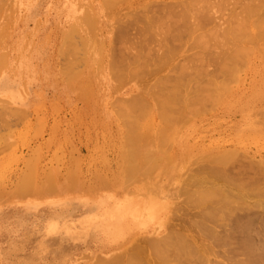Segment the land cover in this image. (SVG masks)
Instances as JSON below:
<instances>
[{"label": "rangeland", "instance_id": "obj_1", "mask_svg": "<svg viewBox=\"0 0 264 264\" xmlns=\"http://www.w3.org/2000/svg\"><path fill=\"white\" fill-rule=\"evenodd\" d=\"M0 1L9 6L0 7V264H100L98 258L119 251H109L108 238L85 222L90 214H104L108 195L161 198L163 218L160 213L146 225L161 230L180 215L185 191L201 188L191 180L211 158L252 163L264 171V17L256 23L260 28L252 24L256 19L245 16L236 22L249 20V31L242 22L244 31L237 23V29L232 26L229 32L230 26L221 33L241 36L244 41L233 38L239 44L198 31L190 40H182L190 36L184 35V44L177 41L180 48L168 54L166 47L154 44L152 32L153 43L149 39L145 45L152 44L147 48L154 52L146 48V56L137 40L135 12L147 0ZM125 25L131 28L126 39ZM198 34H210L209 42L203 39L210 50L201 47ZM194 36L201 41L192 42ZM156 51L167 56L155 58ZM194 51H201L202 58ZM117 54L118 62L113 59ZM172 87L168 94L176 97L165 101ZM134 142L155 159L148 173L126 170L144 158L132 152ZM152 186L157 190L148 193Z\"/></svg>", "mask_w": 264, "mask_h": 264}, {"label": "bare ground", "instance_id": "obj_2", "mask_svg": "<svg viewBox=\"0 0 264 264\" xmlns=\"http://www.w3.org/2000/svg\"><path fill=\"white\" fill-rule=\"evenodd\" d=\"M229 1L228 0H147L144 3H141V5L144 4L143 7L140 6L144 9L143 10L144 15H143L142 11L140 12V10L142 8H139L140 13L137 11L138 9L136 10V12L135 11L130 12L131 14L130 13L129 14L131 16L127 12V14H128L127 17L130 16V19L133 20V18H131L134 15L133 13L134 12L137 13V16L136 15H134V16H136L135 18H138L137 20L136 19L135 20H136V24H138V27L140 28V29L138 28V30H139L138 32L141 36V37L139 36V38L137 40L139 41L141 39L140 42H138V43L142 44V47L145 46L144 47L145 50L143 48H141V49H143L144 53H145V51L147 52L149 50H150L149 53L151 51L154 52V49L151 48L152 44L151 45L150 44L145 45V44H147V43H145L146 40L148 41L149 39L153 38V36H151V33L153 32L154 37H156V38H157V36L161 37V39L160 38L159 39L154 38V44H158L162 48L166 47V49L169 50V52H167V54H168V53H170V51L172 49L175 50L176 47L180 48V47L176 46V44H178V42L181 41L183 36L187 35V34H189L190 36L187 35L186 38L184 36V38L182 40H185L188 37H189L188 39L190 40L191 37L193 38V35L197 34L196 32H198V31H199V34L201 32L204 34L210 33V34H214V35H219L221 33L226 34L228 31V27L231 26V30H229V32L230 31L232 32V29H233L232 26L235 28L236 26H238L239 23H242V22H245V24H247L248 26L245 24L244 25L242 24L243 27H241V25L239 24V26L241 27V31H244L243 29L245 28V26H247L246 30H248L250 28V24H248L249 20L247 21V23H246V21L236 22L240 18H241L240 21L246 17H250L251 20L253 18L252 21H256V20L257 21L252 23V24L253 25L255 24V28H256V26H257V28L259 27L258 24L256 25V23L259 22V19L261 20V18L264 17V0H233L232 3H231V1L230 2ZM3 2L5 4V1H3ZM8 2H9V0H8ZM2 4L3 3H1V1H0V7H4V6L9 7L8 5L3 6ZM6 4H7V1H6ZM4 8H2V9H4ZM77 8H78V6H77ZM0 10H1V8H0ZM218 10H220V12L222 10L223 13H221V15H220V12H219V15H217ZM228 10H230V12H228V15H226L225 12ZM138 13L140 14V16L143 15V17H140ZM124 15H126V13ZM123 17L125 19V16H123ZM128 19H126L127 22H128ZM130 19H129V21H130ZM132 20H131V22H132ZM262 21H264V20H262ZM262 21H261V23H262ZM127 22L125 23L123 21V23H125V24H127ZM233 22L234 23L236 22V24H233ZM253 25H252V27H253ZM132 26H134V25H132ZM125 27L127 28L126 25H125ZM130 27H131V24H130ZM136 27H137V25H136ZM131 28H129L128 31H126V34L124 32H122L124 35V38ZM239 28L237 31H239ZM236 29H237V27H236ZM250 30H252V28ZM118 31H120V30H118ZM256 31H257V29L255 30V32ZM157 33H159V35ZM155 34H157V36ZM210 34H208V35L210 36ZM222 34H221V36H222ZM236 34H234V35H236ZM114 35H115V33H114ZM208 35H204V36L208 37ZM228 35H231V34H228ZM240 35H243V34H240ZM119 36H120V34H119ZM119 36H117V37H119ZM142 36L144 37V39H142ZM225 36H222L223 39H226V41H224V42H228L230 40L232 41L234 38V36H233V38H231L232 35L230 36V38H229V36L228 37L227 36L225 37ZM259 36H260V34H259ZM202 37L203 36L201 35L200 36V38L202 39V41H201L200 39H197L194 36L195 40L193 39L192 42H194V41L197 42L198 40H200L203 43V44L201 43V47L204 48V46L206 44H208V43L204 42L205 38H207V37H205V38H202ZM126 38H127V36H126ZM215 38H219V37L215 36ZM240 38H241V36H240ZM240 38L235 37L234 39L238 40ZM125 39H124V41H125ZM155 39H156V41L158 40L157 43H155L156 42ZM196 39H197V41H196ZM208 39L209 38H207L206 41L209 42V40H211V39H209V40ZM227 39H228V41H227ZM119 40L123 41L122 39H119ZM214 40L216 41V39H214ZM242 40H239V41H242ZM233 41L235 43L238 42V41L236 42L235 40H233ZM233 41H232V43H234ZM113 42H112V44L115 43V42L114 43ZM182 42H184V41H181V44H184ZM211 42H213V41H210V43ZM247 42H249V41H247ZM127 43H125V44L128 46L127 48H129V45ZM152 43H153V40H152ZM239 43L240 42H238V44ZM119 44L122 45L121 43H119ZM143 44H144V46H143ZM199 44H200V42H199ZM254 44H256V43H254ZM71 45H72V43H71ZM178 45H180V44H178ZM196 45H198V44H196ZM147 46H151V47H148L149 50H146ZM207 46L208 45H206V47ZM239 46H241V45H239ZM249 46H247V47H249ZM71 47L72 46H70V48ZM120 47L121 46H118V50H120ZM201 47L199 45V48H201ZM215 47H217V45ZM244 47H246V46H243V48ZM132 48H135V47H132ZM225 48H227V47H225ZM121 49H122V47H121ZM124 49H125V47H124ZM124 49H122V50H124ZM141 49H140V52H141ZM181 49H177V50L180 51ZM223 49H220V50L222 52H224ZM198 50H200V49H198ZM198 50H196V51H198ZM202 50H204V49H202ZM236 50H238V49H236ZM121 51H119V52H121ZM126 51H128V50H126ZM179 51H177V52H179ZM131 52L134 53V51H131ZM140 52H139V54H140ZM143 52L141 54L142 56H143ZM159 52L156 51V53H158V54L155 53L156 54L155 58H157L159 55L161 58L167 56L166 52H165V54H163V53L160 54ZM177 52H175V53H177ZM200 52L201 51H199V52L194 51V53H197V55L201 56L202 54H200ZM209 52L210 51H207L206 54H208ZM152 53H150V55ZM210 53H209V56H210ZM216 53L221 54V52H218V51ZM225 53L227 54L226 51H225ZM230 53L228 52V54H230ZM120 54H122V52ZM139 54L137 53V55H139ZM147 54L148 53H145L144 55L147 56ZM206 54H204V55H206ZM220 54H219V56H220ZM248 54L249 53H247V55ZM127 55H128V53L126 54V57L128 58L129 55L128 56ZM141 55L139 57H141ZM230 55H229V57H231ZM237 55H238V53H237ZM133 56L135 57V55H133ZM146 56L145 57L143 56V58L144 59L146 58L147 60H149L148 59L149 57L147 58ZM209 56H208V58H210ZM216 56H218V55H216ZM113 57H117V56L113 55ZM119 57L120 56L118 55V57H117L118 60L116 58H113V59H115L118 62V61H120V59H122L121 57L119 59ZM126 57H124L123 60L127 62L129 60L125 59ZM139 57L137 56V60ZM193 57H195V55H193ZM226 57H227V55H226ZM141 58H139V63L141 62ZM196 58H197V56H196ZM201 58H202V56H201ZM213 58H215V57H213ZM4 59H5V57H4ZM113 59H111V60H113ZM129 59H131V58H129ZM222 59H220V60H222ZM243 59H246V58L244 57ZM6 60H5V62H6ZM160 60H162V59H160ZM145 61L146 60H144V62ZM117 62L115 65H117ZM121 62H120V64H121ZM209 62H210V60H209ZM123 63H122L124 66L123 69H125L124 75L127 76V74H126L127 72H125V71H127L126 67H125V62H123ZM146 63H149V61L145 62V64ZM157 63L159 64L158 60H157ZM160 63H161V61H160ZM140 64L142 65V62ZM140 64L138 65V63H137V67L141 66ZM145 64H143V65H145ZM128 65H126V66H128ZM120 66H122V65H120ZM145 66L147 67V65H145ZM129 67H130V65H129ZM203 67H204V65H203ZM70 68H72V67H70ZM119 69H117V70L119 71ZM123 69L121 71H123ZM71 70H73V69H70L69 73L71 72ZM130 70L131 71L133 70L135 72L134 69H130ZM203 70H205V69H203ZM128 71H129V68H128ZM133 71H132V73H134ZM207 72L209 73V71H207ZM185 73H187V71ZM211 73H212V71H211ZM215 73H217V71ZM141 74H140V77H141ZM152 74H154V73H152ZM212 75H213V73H212ZM145 76H147V75H145ZM127 77H129V76H127ZM134 77H136V76H134ZM73 78L74 77H72V79ZM150 78H153V77H151V76L148 77L149 80H150ZM129 79H131V78H129ZM124 80H125V78H124ZM126 80H128V79H126ZM132 80H134V79L132 78ZM137 82L140 83L139 81H137ZM220 83H221V86L223 87L224 84L222 85V82H220ZM200 85H201V83H200ZM217 85H219V84H217ZM217 85H216V87H217ZM184 86L185 85H182V87H184ZM139 87H140V84H139ZM148 87H150V86H148ZM144 88H142V89H144ZM155 88H157V87H155ZM178 88L180 89V87H178ZM208 88H209V86H208ZM223 88H221V89H223ZM169 89L172 90L173 87L168 88V90L166 88L167 94H168V92H170ZM149 90H151V89L149 88ZM149 90L147 89V91H149ZM144 91H145V89H144ZM147 91H146V95H147ZM153 92L154 91H152L150 93L152 94ZM157 92H159V91H157ZM178 92L180 93V91H178ZM225 93H226V91H225ZM139 95H142V94H139ZM147 96H149V95H147ZM174 96H175V92L171 93V94L169 93L165 97L164 100L166 101V100H168V98L172 99ZM222 97H223V95H222ZM136 105H138V104H136ZM151 109H152V107H151ZM152 137H153V135H152ZM141 139H143V138H141ZM135 140L136 139H134L133 141H135ZM131 143H133V142L131 141ZM134 143H135V145H134L132 152H134V151L135 152H142L143 148L137 147L136 142H134ZM143 154H144V158L140 162H133L127 166L126 170L129 174L132 175V174H137V173H143V174L148 173L149 169L152 167V164L155 163V159L152 156V154L149 152H145ZM209 155H211V154H209ZM162 163H164V162H162ZM174 164H176V163H174ZM159 172H160V170H159ZM188 172H189V170H188ZM197 173H198L197 176L195 177V179L191 180V183L201 185V188L200 189L198 188L199 190H196V191H193V190L185 191V193H187V198L185 199L184 205L182 206V208L180 210H178V211H181V210L182 211L180 212V215L176 216V218H175L176 221H174V223H171L167 229H161V230H160V228H159V230H158V228L157 229H146L148 227L147 224H149L151 222L154 223V221L158 218L159 214L161 212H163L162 210L164 207V204H163L164 202L161 203V201H159V200H161V198L159 200H155V198H154V200H153L152 197L151 198H144V196H143V198L137 197V196L136 197H130L128 194H125V192H127L128 190L124 192L125 195H123V196H118V195L110 196V195H108V192H107L108 201H110V202H109L108 206L106 205V207L103 208L104 214H98L96 212L93 213V214H95L93 216H91L92 214H90V217L85 222L89 228L93 227L94 229L101 231L103 233V236L105 235L108 238V241L110 243H112L109 251L116 250V249H118V251H119L117 253H112L113 255H109V258L107 257V259H106V257H105V259L103 257H101V259L98 258V260H101V261H99L100 264H264V186L262 185L264 183V171H263V169L261 167H258L256 165L252 164V163L236 165L234 162H232L230 159H228L226 157L225 158L219 157V158H211V164L209 163L207 165L200 167L198 169ZM173 178H174V176H173ZM189 187H191V186H189ZM113 189H114V187H113ZM155 190H157L155 188V186H152L149 188L148 193H153ZM105 193L106 192H104L103 194H105ZM137 193H138V191H137ZM115 194H117V193H115ZM138 196H141V195L138 194ZM149 197H150V195H149ZM180 204H182V203H180ZM168 207L170 208V205H168ZM168 207H167V209H168ZM161 214H160V216H162V218H163V214L162 215ZM159 218H161V217H159ZM165 218L167 219V217H165ZM58 223H59V221H58ZM146 225H147V227H146ZM149 225H151V224H149ZM158 225H159V223H158ZM143 228H144L145 232L142 233V235H141L140 229L143 230ZM103 236H102V238H104ZM116 242H118V243H116ZM102 258H103V260H102Z\"/></svg>", "mask_w": 264, "mask_h": 264}]
</instances>
